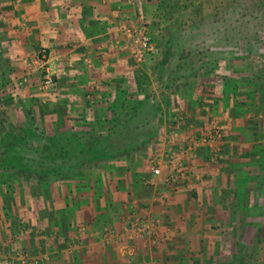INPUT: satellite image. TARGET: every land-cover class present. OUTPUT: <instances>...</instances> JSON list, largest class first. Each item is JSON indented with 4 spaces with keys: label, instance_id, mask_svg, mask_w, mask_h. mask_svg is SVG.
I'll return each instance as SVG.
<instances>
[{
    "label": "rangeland",
    "instance_id": "1",
    "mask_svg": "<svg viewBox=\"0 0 264 264\" xmlns=\"http://www.w3.org/2000/svg\"><path fill=\"white\" fill-rule=\"evenodd\" d=\"M17 1L0 0V127L29 122L51 133L87 107L80 124L91 125L94 109L109 116L122 99L118 85L132 90L138 69L149 76L144 88L161 119L144 148L85 163L82 175L54 174L47 190L22 173L1 177L0 264H264V101L256 97L264 37L246 50L236 44L241 58L232 62L225 57L211 68L197 60L194 77L181 69L165 89L170 102L162 100L169 39L184 51L229 47L216 22L188 24L232 0H192L195 15L185 6L190 0L167 10L161 0H106L100 21L112 34L111 51L86 52L83 66L97 78L63 99L59 87L70 84L61 78L75 67L60 65ZM111 61L120 63V77L106 76Z\"/></svg>",
    "mask_w": 264,
    "mask_h": 264
},
{
    "label": "trees",
    "instance_id": "2",
    "mask_svg": "<svg viewBox=\"0 0 264 264\" xmlns=\"http://www.w3.org/2000/svg\"><path fill=\"white\" fill-rule=\"evenodd\" d=\"M160 3L165 5L161 7L163 10H167L170 5L177 9L178 0H161ZM187 5L191 7L192 14H198L196 3L190 0L185 2V6ZM207 22H216V27H221L222 39L229 47L216 50L201 48L199 51L198 48L195 50L185 46L184 51L177 43L180 41L178 38L169 39L164 49V62L160 65L165 69L161 73L165 76L162 84L164 102H170V94L165 89L172 86L181 69L185 70V77H194L197 60L201 61L199 67L211 63L207 64L211 68L217 67L219 61L225 57L232 62V59L241 58L236 51V44L239 46L242 42L246 50L252 43L264 37V0H232L223 10L216 11L207 19L192 18L188 25L200 26ZM131 74L133 76L129 78L132 79V90L126 92L122 84L118 85V89L123 92L122 99L118 101L113 98L108 109L109 116H101L94 109L91 113V125L80 124V120H85L87 107L80 110L81 113L77 116L75 114L71 117L72 111L68 113L66 125L60 124L51 133L37 132V127L29 122L24 126L13 122L11 125L1 126L0 179L6 176L2 179L7 181L8 175L22 173L24 176L35 177L38 184L47 190L54 174L62 176L77 171L82 175V166L85 163L109 161L122 153L130 156L137 149L144 148L157 132V120L161 119L160 105L144 88L143 82H148L149 76L140 69ZM260 91L261 94L258 95L257 92L256 97L260 96L259 100L264 101V83L261 84ZM3 207L6 211L10 208L6 203Z\"/></svg>",
    "mask_w": 264,
    "mask_h": 264
},
{
    "label": "crops",
    "instance_id": "3",
    "mask_svg": "<svg viewBox=\"0 0 264 264\" xmlns=\"http://www.w3.org/2000/svg\"><path fill=\"white\" fill-rule=\"evenodd\" d=\"M15 5H18L19 9L24 8L25 11L22 12V16L26 15L25 18L29 20V26L33 27L32 29L35 33H38L43 38L50 50L56 54L55 58L60 59V65L65 66V63H71L75 67L70 69L67 76L61 78V81H67L70 86L59 87L60 99L65 98L69 89L73 87L87 88L91 76V71H89L90 64L87 63L84 67L83 63L86 62L82 60V56L86 52L90 57L95 56L96 49H103L106 54L111 51L109 47L106 48V43L111 40L112 34L108 28L106 29V24L102 25L100 21L103 17L101 14L108 8L110 9L107 1L18 0ZM113 11L116 12L117 10ZM4 13L7 16L10 15V12L5 11ZM101 25L105 26V28L103 29ZM11 30L13 33H19L13 28ZM20 47L26 48L25 46ZM115 57L118 59L116 55ZM111 65L115 68L109 72L108 68H111ZM116 65L120 66V63L114 64L112 62L109 67L108 65L106 66L107 77L113 75L116 77L121 76V71L119 73L116 72ZM91 70L95 71L94 68ZM91 77L93 80L97 78Z\"/></svg>",
    "mask_w": 264,
    "mask_h": 264
},
{
    "label": "built area",
    "instance_id": "4",
    "mask_svg": "<svg viewBox=\"0 0 264 264\" xmlns=\"http://www.w3.org/2000/svg\"><path fill=\"white\" fill-rule=\"evenodd\" d=\"M140 49V48H139ZM51 80V78H50V76H46L45 77V79H44V82H49ZM154 171L156 172V173H158L159 171H160V169H159V167H156L155 169H154Z\"/></svg>",
    "mask_w": 264,
    "mask_h": 264
}]
</instances>
